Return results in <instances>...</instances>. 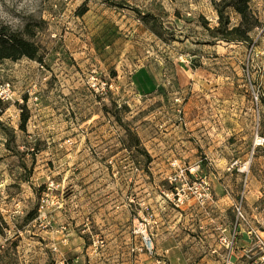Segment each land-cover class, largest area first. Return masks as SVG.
Listing matches in <instances>:
<instances>
[{"label":"rangeland","instance_id":"1","mask_svg":"<svg viewBox=\"0 0 264 264\" xmlns=\"http://www.w3.org/2000/svg\"><path fill=\"white\" fill-rule=\"evenodd\" d=\"M250 5L252 41L208 44L212 0H0L42 56L0 62V264H226L233 236L236 264L255 262L264 0ZM113 101L147 165L104 111Z\"/></svg>","mask_w":264,"mask_h":264},{"label":"trees","instance_id":"2","mask_svg":"<svg viewBox=\"0 0 264 264\" xmlns=\"http://www.w3.org/2000/svg\"><path fill=\"white\" fill-rule=\"evenodd\" d=\"M212 3L217 13L216 23L211 25L204 16H199L200 24L205 31V43L214 44L218 40L226 42L252 41V32L261 24V21L251 8L250 0H212ZM136 11L141 21L160 35L157 30L159 27L157 17L150 12L142 13L138 9ZM231 12L238 15V21L234 22L232 20ZM31 29L30 24H25L20 29L14 28L10 23L0 21V62L7 59L16 61L23 57L42 61L39 47L31 38L34 33ZM0 103H2L1 99ZM112 104L116 110H113L107 104L103 105V109L106 113H111L114 119L124 128L126 139L121 138L124 147L131 152L132 148L139 151L143 157L144 164L147 165L152 160L151 155L141 144L140 137L136 131L128 126L127 121L123 118L124 114L129 111V106L122 104L118 107L116 101H113ZM20 108L22 112L20 127L23 131H26L29 112L25 103L20 104ZM133 161H135V158ZM31 218H34V216L32 215Z\"/></svg>","mask_w":264,"mask_h":264},{"label":"built area","instance_id":"3","mask_svg":"<svg viewBox=\"0 0 264 264\" xmlns=\"http://www.w3.org/2000/svg\"><path fill=\"white\" fill-rule=\"evenodd\" d=\"M263 141H264V137L260 136L259 134H256L255 145L262 144ZM254 238H255L256 246H257L258 251H259V255L255 259V262L251 263V264L258 263V261H260V263H264V237L258 233H255L253 236V239ZM142 241H143L144 247L152 244L151 237L148 234H145ZM234 242H235V238L233 236L232 240L230 242H228L229 248H228V259L226 260V264H236L235 260L232 259ZM243 251H244L243 254H245L246 256L250 255L249 249L243 248Z\"/></svg>","mask_w":264,"mask_h":264}]
</instances>
